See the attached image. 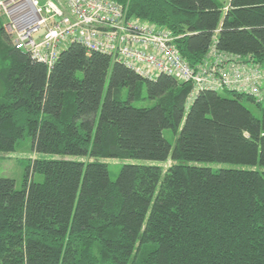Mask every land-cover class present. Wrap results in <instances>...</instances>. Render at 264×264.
Here are the masks:
<instances>
[{"label": "trees", "instance_id": "obj_1", "mask_svg": "<svg viewBox=\"0 0 264 264\" xmlns=\"http://www.w3.org/2000/svg\"><path fill=\"white\" fill-rule=\"evenodd\" d=\"M115 1L174 35L192 67L213 49L264 62V0ZM192 90L80 43L48 67L0 17V152L29 137L36 154L80 158L31 159L21 189L0 177V264H264V104ZM101 158L162 165L112 180Z\"/></svg>", "mask_w": 264, "mask_h": 264}, {"label": "built area", "instance_id": "obj_2", "mask_svg": "<svg viewBox=\"0 0 264 264\" xmlns=\"http://www.w3.org/2000/svg\"><path fill=\"white\" fill-rule=\"evenodd\" d=\"M115 0H0V17L13 45L52 67L61 51L80 43L110 55L147 79L162 74L203 89L246 93L264 104V62L245 61L212 50L192 67L168 30L137 17Z\"/></svg>", "mask_w": 264, "mask_h": 264}, {"label": "rangeland", "instance_id": "obj_3", "mask_svg": "<svg viewBox=\"0 0 264 264\" xmlns=\"http://www.w3.org/2000/svg\"><path fill=\"white\" fill-rule=\"evenodd\" d=\"M222 95H227L228 92L220 91ZM147 105H151V102H145ZM254 113H257V109L253 104L247 105ZM165 137L170 141L172 145L175 144L176 135L170 131L166 130L164 132ZM40 158V159H47V160H79V157L70 156V155H56V154H42V153H35L32 150V140L31 138L27 137L26 139L22 140L18 145L15 152H0V177H8L15 181V185L17 189L22 188L23 178L26 170V164L31 159ZM99 161L106 163L109 168L110 178L112 180H116L120 169L123 165L128 163H141V164H160L156 161L150 160H131V159H98ZM172 164L171 161L164 163V168L167 169ZM162 165V164H160ZM225 166H230L225 164ZM35 180L40 182L43 180V176L36 174Z\"/></svg>", "mask_w": 264, "mask_h": 264}]
</instances>
